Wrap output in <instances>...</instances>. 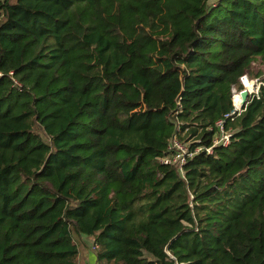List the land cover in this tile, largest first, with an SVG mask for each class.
<instances>
[{
    "label": "trees",
    "instance_id": "obj_1",
    "mask_svg": "<svg viewBox=\"0 0 264 264\" xmlns=\"http://www.w3.org/2000/svg\"><path fill=\"white\" fill-rule=\"evenodd\" d=\"M255 63L264 0H0V264H264Z\"/></svg>",
    "mask_w": 264,
    "mask_h": 264
},
{
    "label": "built area",
    "instance_id": "obj_2",
    "mask_svg": "<svg viewBox=\"0 0 264 264\" xmlns=\"http://www.w3.org/2000/svg\"><path fill=\"white\" fill-rule=\"evenodd\" d=\"M247 75H243L240 77V83L242 86H244L242 79L247 80L246 78ZM15 84H17L15 82ZM245 88V86H244ZM232 91V100H233V94L234 93H239L240 90H237L235 87L231 89ZM238 91V92H237ZM257 91L254 93L256 94ZM233 104V101H232ZM234 106V104H233ZM242 109V108H241ZM240 106L236 108L235 106L233 107V110L229 114H234L236 111L240 112L241 111ZM229 114H226L225 116L227 117ZM216 127L219 129L220 132H216L213 144H222L226 145L228 143L229 135L224 132L223 129V121H219L216 123ZM219 134V135H218ZM182 142L179 141L177 138H172L171 142L168 146V153L161 159L162 162L167 163V164H172L175 165L179 171H182V165L185 162L186 158L191 157L194 152L198 151L200 148H196L193 152L189 151V147H185L184 145L181 144ZM206 152L211 153V147H208L205 149ZM96 245L93 244V249H96ZM87 264H99L97 262H88Z\"/></svg>",
    "mask_w": 264,
    "mask_h": 264
},
{
    "label": "rangeland",
    "instance_id": "obj_3",
    "mask_svg": "<svg viewBox=\"0 0 264 264\" xmlns=\"http://www.w3.org/2000/svg\"><path fill=\"white\" fill-rule=\"evenodd\" d=\"M257 70L261 71V73H262L261 77H253L252 78V77L246 76L247 80H249L253 83L251 89L248 90L250 94H254L256 91H258L259 85L264 86V65H262V64L259 65L258 63H255L254 64V72ZM242 88H244V86H242ZM181 144L184 145L185 147H187L186 143H181ZM178 168H179V166H178ZM180 173H181V171H180ZM84 241H85L87 247L81 248L80 251H82L83 253H86V248L93 251L94 250L93 249V242H94L93 238L92 237H85ZM80 263H81V261H80ZM85 264H87V263H85ZM177 264H180V263H177Z\"/></svg>",
    "mask_w": 264,
    "mask_h": 264
},
{
    "label": "bare ground",
    "instance_id": "obj_4",
    "mask_svg": "<svg viewBox=\"0 0 264 264\" xmlns=\"http://www.w3.org/2000/svg\"><path fill=\"white\" fill-rule=\"evenodd\" d=\"M242 81H243L245 88L250 90L253 83L251 81L245 80V79H242ZM232 101H233V104L236 108H238L240 106V95H239V93H234Z\"/></svg>",
    "mask_w": 264,
    "mask_h": 264
},
{
    "label": "water",
    "instance_id": "obj_5",
    "mask_svg": "<svg viewBox=\"0 0 264 264\" xmlns=\"http://www.w3.org/2000/svg\"><path fill=\"white\" fill-rule=\"evenodd\" d=\"M239 95H240V109H241L246 105L250 93H249L248 89L242 88L239 91Z\"/></svg>",
    "mask_w": 264,
    "mask_h": 264
},
{
    "label": "crops",
    "instance_id": "obj_6",
    "mask_svg": "<svg viewBox=\"0 0 264 264\" xmlns=\"http://www.w3.org/2000/svg\"><path fill=\"white\" fill-rule=\"evenodd\" d=\"M91 257H92V252H89L87 248H86V253H83L82 251H80L79 258H80L81 263L79 264H85L88 262H92Z\"/></svg>",
    "mask_w": 264,
    "mask_h": 264
}]
</instances>
